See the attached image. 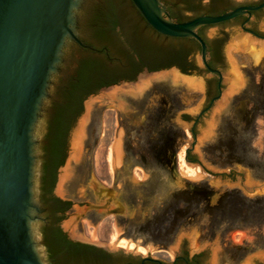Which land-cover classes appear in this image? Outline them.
<instances>
[{"label": "water", "instance_id": "1", "mask_svg": "<svg viewBox=\"0 0 264 264\" xmlns=\"http://www.w3.org/2000/svg\"><path fill=\"white\" fill-rule=\"evenodd\" d=\"M91 1L0 0V264H49L43 237L44 212L50 211L43 183L44 141L71 42L91 49L78 40L77 31ZM132 1L156 32L194 39L201 52L192 53L191 75L174 61L168 69L140 74L132 83L86 99L53 188L54 196L71 204L61 229L70 241L117 257L143 258L149 252L152 257V252L183 246L190 257L203 254L202 264H264V0H225L236 8L186 22L172 20L163 0ZM209 1L202 3L203 10L212 9ZM242 16L255 33L241 27V20L222 24ZM202 28L210 48L222 55L221 71L209 66ZM211 76L220 80V96L195 134L191 128ZM166 90L177 93L176 104L164 98ZM144 101L147 111L161 106L167 111L160 125L174 127L173 156H151L170 143L159 132L150 135L148 113L135 114ZM94 109L100 115L117 112L112 188L101 185L93 172L102 120L99 139L84 149ZM136 168L144 172L141 182L134 177ZM109 217L117 239L104 244L94 236ZM82 220L95 228L92 240ZM235 234L243 235L238 242ZM121 239L128 242L125 250L116 247ZM129 244H135L133 251Z\"/></svg>", "mask_w": 264, "mask_h": 264}, {"label": "flooded vegetation", "instance_id": "2", "mask_svg": "<svg viewBox=\"0 0 264 264\" xmlns=\"http://www.w3.org/2000/svg\"><path fill=\"white\" fill-rule=\"evenodd\" d=\"M111 1L114 5L106 4L105 0L103 2L93 0L86 7L84 21L78 23L77 27L78 40L91 49L83 47L78 42H71L70 60L62 68L59 77L58 96L52 101V107L49 111L50 122L44 141L43 183L48 196V205L52 212L51 217L54 220L51 221L46 211L44 212V215L48 217L43 228L45 241L53 237L56 229L62 230L60 220L71 205L69 201H63L54 196L53 188L57 172L67 156L68 138L71 129L80 116L86 99L115 85L132 83L140 74L168 69L170 65H174V61L177 62V69L182 73L187 70L190 73L188 75H191L195 70V62L191 58L192 53L194 51L201 52L196 48L194 39H175L156 32L135 7L132 0ZM211 1H209V4ZM167 13L176 22H186L188 17L186 14L189 12L182 11V16L175 18L174 6H169ZM239 20L242 21L241 27L254 32L247 27L249 19L244 18V16L222 24ZM186 40L188 44H186L185 49H180L178 43ZM205 40L209 46V66L212 69L220 70L222 55L219 51L218 65L214 67L211 61L210 45L206 37ZM204 71L209 75L206 68H204ZM220 89L221 84L217 76L205 79V103L194 119L191 128L194 133L196 125L220 96ZM163 93L165 99L170 100L172 104L177 103V93L171 94L167 90ZM145 106L146 102L144 101L142 106L137 107L135 114L148 113L150 123L147 127L150 135L159 132L166 138L167 144L170 143L165 149L152 152L151 156H173L176 154L174 143L172 144L174 141V127L171 126L167 130L162 127V123L160 125L161 118L163 115H167V111L162 106L154 111H147ZM100 120L101 115L98 109H94L90 121L85 127L83 141L86 151H89L92 148V143L100 137ZM142 138L144 140L148 139L143 135ZM152 144L150 142V145ZM188 149L187 156L191 157L192 151L190 148ZM86 246L92 247L96 253L102 252L111 258H119L105 250L91 245ZM164 253L167 255L164 256L163 260L149 257L150 252L147 257L143 258L132 256L122 258L125 259V264H143L145 259L147 261L144 264H202L203 254L196 253L190 257L183 246L178 250L165 251ZM59 256L64 258L65 254L60 252Z\"/></svg>", "mask_w": 264, "mask_h": 264}, {"label": "trees", "instance_id": "3", "mask_svg": "<svg viewBox=\"0 0 264 264\" xmlns=\"http://www.w3.org/2000/svg\"><path fill=\"white\" fill-rule=\"evenodd\" d=\"M165 4L169 6H174V15H181L182 11H188L191 16L187 17V21L203 16H218L226 13L229 10H233L236 6L231 5L225 0H212L210 5L213 6L211 10H203L201 8L202 3L205 0H163ZM106 4L114 5L111 0H105ZM228 3V5H226ZM198 4V6H196ZM225 4L224 6H219ZM180 18V17H179ZM199 34L205 39L203 29H200ZM194 41V40H193ZM195 42V41H194ZM188 41H181L178 43L180 49H185ZM196 48L201 51L200 45L194 43ZM211 52V61L214 67H217L219 56L218 48H210ZM184 73L190 74L187 70H184ZM189 160H192V157H188ZM47 216H52L51 210L48 211ZM47 246V260L49 264H76L79 262L81 264H125V259L122 257L111 258L110 256L105 255L102 252L96 253L92 247L74 243L70 241L67 234L60 229H56L53 237L46 239ZM95 253H94V252ZM60 252L65 254L64 258L59 256Z\"/></svg>", "mask_w": 264, "mask_h": 264}, {"label": "rangeland", "instance_id": "4", "mask_svg": "<svg viewBox=\"0 0 264 264\" xmlns=\"http://www.w3.org/2000/svg\"><path fill=\"white\" fill-rule=\"evenodd\" d=\"M117 112L116 110H105L101 115V120L103 122L102 134L101 137L94 149L93 152V172L97 181L106 188H112L114 184V174L112 171V165L110 162V152L111 146L115 141V134L117 130ZM144 176L143 170L136 168L134 170V177L139 182L142 181ZM82 225L84 233L87 239L92 240V234L95 230L93 226H88L87 220H82ZM116 229L114 228V218L109 217L104 220L96 231L95 240L104 243L110 244L114 242L116 236ZM241 239V234L233 235V240L238 242ZM116 247L125 250L127 246L121 245L120 241L117 243ZM135 248H129L130 251H133ZM138 252L142 255H146L139 250ZM165 251L152 252L151 256L157 259H164V256L167 254Z\"/></svg>", "mask_w": 264, "mask_h": 264}, {"label": "bare ground", "instance_id": "5", "mask_svg": "<svg viewBox=\"0 0 264 264\" xmlns=\"http://www.w3.org/2000/svg\"><path fill=\"white\" fill-rule=\"evenodd\" d=\"M110 162H111V164H112V149H111V152H110ZM242 234H241V238H242ZM95 238H96V236H94ZM117 239V233H116V236H115V238H114V241ZM120 244L121 245H124V246H128V242L126 241V240H123V239H121L120 240ZM129 248H135V244H129ZM139 248V250L141 251V252H143V253H146V249H144V248H142V247H138Z\"/></svg>", "mask_w": 264, "mask_h": 264}]
</instances>
